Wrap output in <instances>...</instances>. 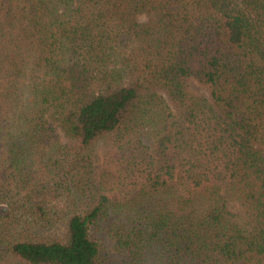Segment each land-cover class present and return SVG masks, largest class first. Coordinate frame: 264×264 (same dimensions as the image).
I'll return each instance as SVG.
<instances>
[{
	"label": "trees",
	"instance_id": "obj_1",
	"mask_svg": "<svg viewBox=\"0 0 264 264\" xmlns=\"http://www.w3.org/2000/svg\"><path fill=\"white\" fill-rule=\"evenodd\" d=\"M114 258L264 264V0H0V264Z\"/></svg>",
	"mask_w": 264,
	"mask_h": 264
},
{
	"label": "rangeland",
	"instance_id": "obj_2",
	"mask_svg": "<svg viewBox=\"0 0 264 264\" xmlns=\"http://www.w3.org/2000/svg\"><path fill=\"white\" fill-rule=\"evenodd\" d=\"M191 89L196 92L199 93L200 95L204 96V97H208L209 96V92L200 87L199 85H197L194 81H192L190 83ZM103 147H102V143H99L96 148H95V154H94V178L95 181H98V176L99 173L101 171L102 168V161H103ZM230 211L233 212L234 214L237 213V207L234 204H230ZM110 264H120L119 260H117L116 258L112 259V262Z\"/></svg>",
	"mask_w": 264,
	"mask_h": 264
}]
</instances>
